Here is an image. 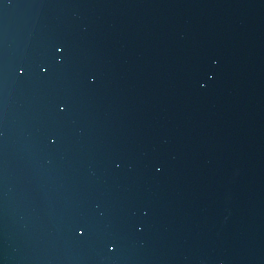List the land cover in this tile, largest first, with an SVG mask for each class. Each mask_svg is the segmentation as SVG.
<instances>
[{"label":"water","instance_id":"water-1","mask_svg":"<svg viewBox=\"0 0 264 264\" xmlns=\"http://www.w3.org/2000/svg\"><path fill=\"white\" fill-rule=\"evenodd\" d=\"M0 248L264 264V0H0Z\"/></svg>","mask_w":264,"mask_h":264},{"label":"clouds","instance_id":"clouds-1","mask_svg":"<svg viewBox=\"0 0 264 264\" xmlns=\"http://www.w3.org/2000/svg\"><path fill=\"white\" fill-rule=\"evenodd\" d=\"M214 63H218V61H214ZM0 264H13L6 251H4L2 248H0Z\"/></svg>","mask_w":264,"mask_h":264},{"label":"snow or ice","instance_id":"snow-or-ice-1","mask_svg":"<svg viewBox=\"0 0 264 264\" xmlns=\"http://www.w3.org/2000/svg\"><path fill=\"white\" fill-rule=\"evenodd\" d=\"M63 50L61 49V52H62ZM23 66H21V68H22ZM43 67V66H42ZM47 70H46V68H45V72H46ZM60 110L61 111H64V110H66L65 108H60ZM53 142H55V141H53ZM81 235H84V233H81Z\"/></svg>","mask_w":264,"mask_h":264}]
</instances>
